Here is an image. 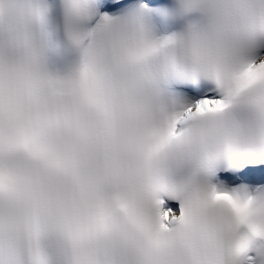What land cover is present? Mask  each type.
Returning a JSON list of instances; mask_svg holds the SVG:
<instances>
[{"label": "snow or ice", "instance_id": "1", "mask_svg": "<svg viewBox=\"0 0 264 264\" xmlns=\"http://www.w3.org/2000/svg\"><path fill=\"white\" fill-rule=\"evenodd\" d=\"M0 264H264V0H0Z\"/></svg>", "mask_w": 264, "mask_h": 264}]
</instances>
